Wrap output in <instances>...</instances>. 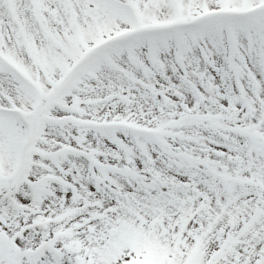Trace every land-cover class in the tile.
Segmentation results:
<instances>
[{
    "label": "snow or ice",
    "instance_id": "obj_1",
    "mask_svg": "<svg viewBox=\"0 0 264 264\" xmlns=\"http://www.w3.org/2000/svg\"><path fill=\"white\" fill-rule=\"evenodd\" d=\"M0 264H264V0H0Z\"/></svg>",
    "mask_w": 264,
    "mask_h": 264
}]
</instances>
